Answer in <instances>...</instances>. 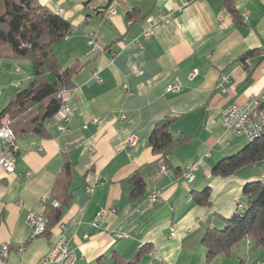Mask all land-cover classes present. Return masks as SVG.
Listing matches in <instances>:
<instances>
[{"label":"crops","instance_id":"crops-1","mask_svg":"<svg viewBox=\"0 0 264 264\" xmlns=\"http://www.w3.org/2000/svg\"><path fill=\"white\" fill-rule=\"evenodd\" d=\"M88 1L33 0L73 28L52 45L59 64L81 66L62 98L71 110L65 130L54 115L42 134L17 135L14 169L0 170V243L10 246L6 264H41L62 231L75 264L128 261L142 246L147 250L137 264H204L207 229L222 228L244 203L247 181H264V160L228 176L212 174L219 161L249 142L224 129L222 112L254 96L264 102V0H231L233 11L225 0H115V12L106 16ZM169 12V22L143 35L148 15ZM91 34L94 44L88 43ZM248 50L256 54L243 60ZM221 74L228 76L224 88ZM32 78L29 59L0 57V112ZM169 84L179 89L167 91ZM168 116L174 140L163 172L149 135ZM131 135L133 145L127 143ZM64 160L72 169L70 202L47 235L31 238L26 214L44 212ZM191 162L199 169L187 183L182 173ZM135 173L146 186L132 199L129 179ZM205 188L209 204H197L193 194ZM152 193L156 198L150 201ZM105 207L115 212L94 225ZM211 264H264V248L244 239Z\"/></svg>","mask_w":264,"mask_h":264},{"label":"trees","instance_id":"trees-1","mask_svg":"<svg viewBox=\"0 0 264 264\" xmlns=\"http://www.w3.org/2000/svg\"><path fill=\"white\" fill-rule=\"evenodd\" d=\"M233 11L231 0H225ZM131 17V15H128ZM71 26L60 15L53 13L33 0H0V57L29 59L33 65V78L29 85L17 92L0 112V123L4 117L11 120L15 135L42 134L44 122L53 117L62 104L61 88L71 89L73 76L80 64L62 67L52 45L65 38ZM256 54L248 50L243 60ZM264 108V102L262 103ZM168 116L158 122L149 135V145L154 154H160L159 162L167 165L168 152L173 143ZM264 160V134L249 141L236 153L219 161L212 169L215 176H228L237 169ZM72 178L71 164L64 160L62 172L55 179L51 200L45 202L42 215L46 218L45 229L38 236L47 235L61 218L71 199L69 189ZM132 199L145 192V180L135 173L129 179ZM244 203L237 204V211L225 219L222 228H208L202 238L205 250L204 264H211L218 255L229 256L234 246L248 239L253 247L264 248V181L254 179L242 187ZM210 190L195 191L193 200L200 205L209 204ZM57 203V204H55ZM140 247L128 261L117 260L115 264H137L146 252Z\"/></svg>","mask_w":264,"mask_h":264},{"label":"built area","instance_id":"built-area-1","mask_svg":"<svg viewBox=\"0 0 264 264\" xmlns=\"http://www.w3.org/2000/svg\"><path fill=\"white\" fill-rule=\"evenodd\" d=\"M103 2V5L100 4ZM91 8H94L99 14L104 16L113 14L115 12V0H90L87 3ZM100 4V5H99ZM246 15L243 14V17ZM172 17V12L167 14H158L156 16L148 15L146 21L148 22V27L143 30V35L148 36L151 33L153 25L160 22H169ZM220 20L223 16H219ZM128 23H132L129 19ZM73 30V28H72ZM72 32V31H71ZM70 32V33H71ZM70 36V34H69ZM88 43H95V34L88 36ZM264 54V52H263ZM196 70H193L190 76H194ZM93 76L97 82H101L98 75V71L93 72ZM228 80L226 74H221L219 85L224 88V83ZM179 86L176 84H169L167 86V91H176ZM70 89L61 88L60 96L63 98L64 94ZM55 116L63 122L59 126L61 130H65V124L70 120L71 110L69 106L62 103ZM124 115L121 114L120 117ZM97 118L90 120V123H95ZM221 123L224 129L233 135H244L249 136L252 132H257L259 129L264 128V108L262 107L261 100L254 96L248 99L246 102L241 104H231L223 112L221 117ZM11 120L8 117H4L0 123V170L11 171L15 166V155L18 150L16 135L11 127ZM84 128L87 127V123L83 125ZM136 137L131 135L127 139V143L130 145L135 144ZM161 170L166 171V166L161 164ZM199 169V164L197 162L188 163L185 170L182 173L184 180L187 183L194 181L196 177V172ZM91 191V188H89ZM156 194L152 193L148 196L150 201L155 200ZM46 198L42 200L45 201ZM57 204V203H55ZM115 209L113 207L101 208L94 217L93 224L96 225L106 214H113ZM26 221L31 228V238L37 237L45 229L46 218L42 214L29 211L26 214ZM59 227L63 228L62 224H58ZM122 236L121 233H118ZM23 247H20L22 249ZM10 246L7 243H0V264H6L9 256ZM76 257L74 250L71 248L70 241L68 237L63 233H59L55 240L52 242L47 252L40 258L41 264H55L56 261H63L64 264H71L72 258Z\"/></svg>","mask_w":264,"mask_h":264},{"label":"bare ground","instance_id":"bare-ground-1","mask_svg":"<svg viewBox=\"0 0 264 264\" xmlns=\"http://www.w3.org/2000/svg\"><path fill=\"white\" fill-rule=\"evenodd\" d=\"M69 34H70V33H69ZM69 34H67V35L65 36V39H67V38L69 37ZM263 134H264V128L259 129L257 132H252V133H250V135L247 136L246 138H247L248 141L251 142V141H254V140H256L257 138L261 137ZM75 262H76V257H73V258H72V261H71V264H75ZM55 264H64V262H63V261H56Z\"/></svg>","mask_w":264,"mask_h":264},{"label":"rangeland","instance_id":"rangeland-1","mask_svg":"<svg viewBox=\"0 0 264 264\" xmlns=\"http://www.w3.org/2000/svg\"><path fill=\"white\" fill-rule=\"evenodd\" d=\"M241 136H243V137H241V138H243L244 139V141H246L247 142V138L244 136V135H241ZM246 138V139H245ZM246 172H250V171H246Z\"/></svg>","mask_w":264,"mask_h":264}]
</instances>
